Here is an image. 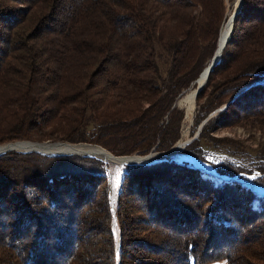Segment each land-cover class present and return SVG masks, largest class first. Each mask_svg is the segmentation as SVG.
I'll list each match as a JSON object with an SVG mask.
<instances>
[{
    "label": "trees",
    "instance_id": "trees-1",
    "mask_svg": "<svg viewBox=\"0 0 264 264\" xmlns=\"http://www.w3.org/2000/svg\"><path fill=\"white\" fill-rule=\"evenodd\" d=\"M226 18L223 0H0V145L169 150ZM194 105L190 138L225 108L181 154L264 188V143L217 136L264 132V0H242ZM114 211L118 244L94 158L0 156V264H264V197L186 163L126 167Z\"/></svg>",
    "mask_w": 264,
    "mask_h": 264
},
{
    "label": "bare ground",
    "instance_id": "bare-ground-1",
    "mask_svg": "<svg viewBox=\"0 0 264 264\" xmlns=\"http://www.w3.org/2000/svg\"><path fill=\"white\" fill-rule=\"evenodd\" d=\"M239 1H236L235 3V8L238 7ZM232 12H229L227 15V19L225 21V23L223 24L222 28L220 29L221 31L219 32L218 35V40H217V50L214 53V57L213 58H217V56H220L221 50H222V45H224L227 37H229V33H230V26L232 24V21H230V17L232 15ZM205 73H201L200 76L198 77L197 81L194 83L197 86L202 85L205 83ZM195 97H196V89L194 91H190L188 92L186 95H184L177 103L178 105L185 111V117L188 118V116L191 115L193 109H194V101H195ZM184 133V132H183ZM184 142V139L179 140L174 147L172 148V150L167 154L164 155V158H168V159H173L176 161H180V162H184L187 161L186 163H188L189 165H193L195 167L200 168L201 170H203L204 172L207 173H212V171L203 164H199L197 161L187 158V157H182L180 156V154L182 152V143ZM11 149V150H15V151H24V150H32V151H36L39 153H44V154H48V153H72V152H77V153H83V154H87L91 157H94L100 161H102L104 164L107 165V167L109 168V174L110 177H112L113 175H119L121 173H123L124 169L126 167H130L131 165H136L139 164L141 162L140 159H121V158H116L114 156H112L111 154L107 153L106 151L100 149L99 147H95V146H91V147H87V146H69L67 144H54V145H49V144H43V145H29V144H10L4 148H0L1 149ZM106 167V168H107ZM116 178V177H115ZM113 181V179H111ZM247 186L249 188H251L257 195H264V190L257 187L256 185H254L251 182H247ZM111 191V196L109 198L110 199V203L112 205V207H114L115 205V201H114V195L112 190Z\"/></svg>",
    "mask_w": 264,
    "mask_h": 264
},
{
    "label": "water",
    "instance_id": "water-1",
    "mask_svg": "<svg viewBox=\"0 0 264 264\" xmlns=\"http://www.w3.org/2000/svg\"><path fill=\"white\" fill-rule=\"evenodd\" d=\"M238 1H239L238 7H236V8L233 10L232 15H231V17H230V18H231L230 21H232V22H233L235 16L239 13V11H240V9H241L242 0H238ZM231 28H232V24H231V26H230V33H231ZM230 33H229V36H230ZM218 34H219V31H218ZM217 40H218V35H217V39H216V45H217ZM228 40H229V37H227V39H226L224 45H222V49L224 48V46H225V44L228 42ZM221 51H222V50H221ZM214 52H215V50H214ZM213 57H214V53H213V55H212V57H211V59H210V61H209V64H208V65H207V66L201 71V73H205V79H206V80H207L208 73L211 72L212 69H213V68L219 63V58H220V56H217V58H213ZM201 73H200V74H201ZM200 74L198 75V77L200 76ZM198 77H197V78H198ZM197 78L191 83V85L197 81ZM206 80H205V83H206ZM205 83H204V84H205ZM204 84L199 85V86L196 87V94L202 89V87L204 86ZM191 85H190V86H191ZM190 86H189V87H190ZM242 90H243V88H242L240 91H242ZM240 91H239V92H240ZM239 92H238V93H239ZM238 93H236V95H237ZM236 95H235V96H236ZM174 106H175V107H178L179 109H181V107L178 105L177 101H176V103L172 106V108H173ZM224 108H225V105H224L223 107L219 108L218 110L214 111L213 113L209 114V115H208V116H207V117H206V118H205V119L199 124V126L197 127L196 132L193 134V136H192L190 139H188L187 141H184V142L182 143V148H184V147H185L187 144H189L191 141L195 140V139L197 138L198 134L200 133V130H201L202 126H203V125H204V124H205V123H206L211 117H213L216 113H218L219 111H221V110L224 109ZM184 118H185V113H184ZM10 144H29V145H43V144H49V145H51V144H52V145H54V144H67V143H61V142H56V143H49V142L36 143V142H28V141H15V142H8V143H5V144H2V145H0V148H1V147L4 148V147H6V146H8V145H10ZM175 144H176V143H175ZM175 144H174V145H175ZM67 145H69V146H87V147L95 146V145H87V144H75V145L67 144ZM174 145H173V146H174ZM173 146H172L169 150L164 151V152H154L153 149H152L148 154H146V155H144V156H136V155H132V156L117 157V158H121V159H140V160H141V162H140L139 164L131 165L130 167H134V166H146V165H151V164H155V163H159V162H167V161H173V162H175V163H177V164H179V165H182V163H186L187 161L180 162V161H176V160H173V159L164 158V155H167V154L172 150ZM95 147H97V146H95ZM100 149H101V148H100ZM102 150H103V149H102ZM11 151H13V150L8 149V148L1 149V150H0V156L3 155V154H5V153H7V152H11ZM14 152H18V153H35V154H39V155L46 156V157L76 156V157H89V158H94V157H91V156H89V155H87V154L77 153V152H72V153H48V154L39 153V152L32 151V150H27V151H26V150H24V151H15V150H14ZM180 156H182V157H187V158H190V159H193V160L197 161L199 164L206 165V166L212 171V173L204 172V171L201 170L200 168L195 167V166H193V165H189L188 163H186V166H187L188 168H193V169L199 170V171L202 172L204 175H206V176H208V177H211V178H213V179H216V180L219 181V182H235V183H237V184H239V185H241V186L247 188L248 190H250V191L253 192L254 194H256L251 188H249V187L247 186V182H248V181H245V180H243V179H236V177H234V178H227V177H224V176H219L218 174L215 173V171H214L209 165L204 164V163H202V162H200V161H198V160H196V159H194V158H192V157H190V156H188V155L180 154ZM94 159H96V158H94ZM96 160H98V159H96ZM98 161H100V160H98ZM100 162H102V161H100ZM102 163H103V162H102ZM103 165H104V167H105V170H107V168H106V166H105L104 163H103ZM245 178H246L247 180H252V179H254V178H256V177H255V176H245ZM108 184H109V183H108ZM256 186L264 190L263 187L258 186V185H256ZM109 195H110V193H109V189H108V199H109ZM256 195H257V194H256ZM258 196H263V197H264V195H258ZM109 205H110V208H111V210H112V212H113L114 222H115L116 225H117L116 217H115L114 207H112V205H111V203H110V199H109ZM119 239H120V235L118 234L117 244L119 243Z\"/></svg>",
    "mask_w": 264,
    "mask_h": 264
},
{
    "label": "rangeland",
    "instance_id": "rangeland-1",
    "mask_svg": "<svg viewBox=\"0 0 264 264\" xmlns=\"http://www.w3.org/2000/svg\"><path fill=\"white\" fill-rule=\"evenodd\" d=\"M236 1H238V0H235V1H232V2H229L228 0H223V3L225 5V15H226V17H227L229 12H231L232 10L235 9ZM194 109H195V105H194ZM194 109H193L191 115L188 116V118H186V117L184 118L183 117V121L181 123V130H180V138H179L180 140L184 139V141H187L188 139H190V129H191V125H192V118H193V115H194L193 114L194 113ZM184 113H185V111H184ZM217 136L218 137H226V138L235 139V140L239 141L240 143H242L243 145L249 146L251 148H254L258 144H263L264 143V132H259V131H256L254 129H251V128H243V127L242 128L241 127L233 128L231 130L221 131V132L217 133ZM220 157H221V155H220ZM220 157L216 156L215 158H216V160H218V159H220ZM105 166L107 167L106 164H105ZM108 169L109 168L107 167L106 175H107V184L109 183L108 184V189H109V193H110L109 197L111 196V191H110V189H111L112 192H113L114 201H115L116 200V195H117V192H118V189H119V185H120V180H121V177H122L123 173H121L119 175H113L112 177H110ZM111 179H113V181ZM248 182H250V180H248ZM109 199H111V198H109ZM118 231H119L118 227H117L116 223L114 222V232H115L116 235L118 234ZM117 239H118V237H117ZM212 264H225V262L224 261H219V262H215V263H212Z\"/></svg>",
    "mask_w": 264,
    "mask_h": 264
}]
</instances>
